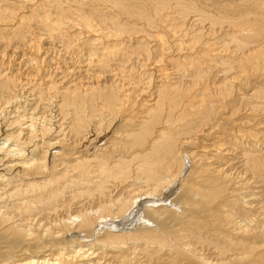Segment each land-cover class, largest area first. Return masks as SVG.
<instances>
[{
  "label": "bare ground",
  "instance_id": "1",
  "mask_svg": "<svg viewBox=\"0 0 264 264\" xmlns=\"http://www.w3.org/2000/svg\"><path fill=\"white\" fill-rule=\"evenodd\" d=\"M0 264H264V0H0Z\"/></svg>",
  "mask_w": 264,
  "mask_h": 264
},
{
  "label": "rangeland",
  "instance_id": "2",
  "mask_svg": "<svg viewBox=\"0 0 264 264\" xmlns=\"http://www.w3.org/2000/svg\"><path fill=\"white\" fill-rule=\"evenodd\" d=\"M175 193L176 192H174L170 197H172ZM143 209L144 208H139V210L137 211L138 212L137 214H139L141 216V213H142ZM141 218H142V216H141Z\"/></svg>",
  "mask_w": 264,
  "mask_h": 264
}]
</instances>
